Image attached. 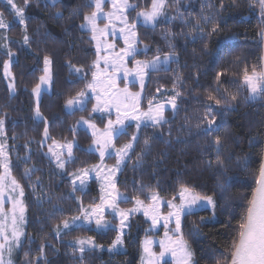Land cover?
Returning a JSON list of instances; mask_svg holds the SVG:
<instances>
[{"label": "trees", "instance_id": "obj_1", "mask_svg": "<svg viewBox=\"0 0 264 264\" xmlns=\"http://www.w3.org/2000/svg\"><path fill=\"white\" fill-rule=\"evenodd\" d=\"M130 2L134 7L129 17L134 20L136 12L147 10L151 0ZM15 3L23 8V25L9 6L0 3V13L8 23V28L0 29V119L4 121L10 171L23 190L26 209L25 238L15 264H140L141 240L152 235L142 216L133 218L124 235L125 251L120 253L93 249L79 259L70 252L79 238H92L101 248L110 246L117 234L114 228L98 232L79 226L59 235L55 231L57 225L62 229V221L80 216L81 209L99 199L96 181H90L85 191L74 190L71 184V174L99 161L88 149L92 136L75 124L87 118L103 126L106 116L92 113V99L83 109H65L66 102L84 90L92 77L96 51L81 25L94 7L86 6L88 0ZM165 13L174 18L154 27L137 25L139 41L147 46L146 60L173 56L165 68L149 73L142 107L149 101L153 104L175 97L176 108L165 111L166 122L139 128L116 188L128 197L121 203L125 206L135 199L148 202L152 193L166 200L176 198L181 186L212 197L214 213L187 214L182 234L193 251L194 264H224L231 259L264 152V98L249 100L243 83L245 70L252 74L253 69H262L264 17L259 0H166ZM214 26L218 30L213 31ZM11 57L13 95L2 72ZM45 57L51 62V90L42 93L38 105L42 119L36 120L32 90L43 74ZM131 87L138 90L135 84ZM209 95L224 103L217 105ZM209 105L217 120L213 131L204 120ZM45 121L48 143L76 142L72 162L63 169L46 156ZM135 130V125H129L116 145L128 141ZM216 136L221 137L219 153L215 151ZM217 157L222 167L215 163Z\"/></svg>", "mask_w": 264, "mask_h": 264}, {"label": "rangeland", "instance_id": "obj_2", "mask_svg": "<svg viewBox=\"0 0 264 264\" xmlns=\"http://www.w3.org/2000/svg\"><path fill=\"white\" fill-rule=\"evenodd\" d=\"M179 1H181V0H174V2H179ZM14 2H15V0H14ZM0 3L5 4L11 8V6L7 4V0H0ZM128 4L131 5L132 7L126 9L123 13H121V12H119L113 8V0H104L102 12L99 14V17L96 20V26H97V29H104L105 31L104 32L97 31L95 33L96 39H93L94 33L91 30V27H87V28L82 29V30L89 33L90 38L94 44V48L96 51V56H95L94 62L97 61V59H98L97 48L99 47V49H100L99 68H97L93 62L92 77L88 83L92 82L93 73L95 72V73H97L98 78L102 81V85H101V87L97 88L95 93H93L91 90L86 91V99H85V103L83 104V106H73L70 108L66 104L65 109L68 112H72L73 110H76V109H83L86 106L87 101L89 99H92V101H93L92 113H95V114L103 116V117L106 116V120H105V123L103 126H98L94 121L87 119V118H83V119L80 118V119H78L77 123L75 124L76 129L82 128V129L86 130L88 132V134H90L92 136V143L90 144L88 149L90 151L94 152L99 158V161L96 165L88 166L87 168H84V169L90 170L89 174L87 175V177L84 178L85 183L83 185H80L79 180L76 181L75 189L85 191L87 189V186H88L90 181L94 180L97 182V184L99 186L98 202H97V204H95L93 206L85 207L84 210H86L87 212H91L93 207H95L96 205L104 204L105 211L103 213L102 223L105 224V226L99 227V228L97 227V225L95 223V219L99 218L98 216L92 218L90 223L88 221H85L83 219L84 212H82L80 216H77V217H80L81 219L78 220L70 228L79 227V226H87V227H93L98 232H105L110 228H114L118 234V231H119L120 226H121V219L122 218L117 216L115 214V212L116 211L130 210V209L138 207L136 204L137 199L133 200L132 204L130 206H125L124 204H121L122 202H125L127 200L124 198L125 197L128 198V197L126 195H124L123 193L119 192L116 188L117 177H118L120 171L122 170L123 166L125 165L128 157L130 156L133 149L129 150L128 156L125 157L124 160L121 162L118 170L116 169V163H117L116 151L118 149H120L124 144H127L130 141H132V137L134 135H136L138 137L140 127L147 126V125H153L151 119H148L147 117H145L143 115L144 113L149 112V104L147 105L146 108L142 107L143 106L142 101H143V97H144L143 96V87L146 84V80H147L149 73L152 71H157V70H152V69L145 70V74L143 76V87H142L141 86V79H140V76L138 75L139 65L137 64V62H146V61H151L152 59L146 60L143 56V53H146V51H145L146 47H145V45L141 44L139 41V34H138V30H137V25L140 24V25L146 26V27H154L157 23H159L161 21H163V22L171 21L174 18V16L166 15V13H165L166 4H165V7L163 9V14L160 15L159 17H157L156 22L154 24H146L143 20V17H138L137 14L141 11H150L152 0H151L150 5H149V8L147 10L144 9V10H139L136 12L134 20H131L129 17V13L133 9L134 6L131 4L130 0H128ZM93 7H94V4H93ZM11 10H12V8H11ZM93 10H94V8H93ZM12 11H14V10H12ZM13 13L15 15V12H13ZM109 13L112 14L111 17L108 16ZM260 13L262 15L261 6H260ZM90 14H88V15H90ZM178 14H179V12H178ZM124 17L127 18V24L129 27H131L133 24H135V27L132 30L136 33V35L134 37H130V40L136 41V43L133 44V47H135L136 52L131 56H125L122 60H116L113 63L112 58L116 57L117 54L123 55L121 53V49L126 48L125 36H128L129 33L127 30H125V32L123 34L120 31L122 28H125V25L122 22ZM15 18L17 21H19V17H17L15 15ZM5 23L8 25V23L6 21H5ZM85 23H86V21L84 20L82 25ZM0 29H6V28H0ZM109 45H114V48H109L108 47ZM136 54H138V56L140 55L139 59L134 58ZM104 56L109 57V65L107 67L105 66V63H104V59H103ZM12 59L13 58L11 57L8 60H6L9 64L8 73H10V75H6L4 65H3V71H2L3 77H4L6 84H7V87H8V91L11 95H13L15 93L14 77H13V74L11 73V68H10ZM49 61H50V59H49ZM4 64H5V62H4ZM168 64H162L159 67V69L165 68ZM44 69H45V63L43 62V74L41 76L45 75ZM48 70H49L48 71V77H49L48 82L47 83H41V81L39 80V83H38V84H40L39 94L38 95L34 94L33 90H32V94H33V98H34V106H35L34 117L36 120L42 119V115H40V117L36 116V109L39 105L41 95H42V93L49 92L51 90V62L48 65ZM257 72L259 73L261 71H257ZM125 73H127V79H125ZM249 75H251V74H249ZM109 77L114 78L116 87L111 89L108 92V94L106 95L103 91V87L105 85H107ZM10 83L14 84V91L9 89ZM134 84L138 86V90L132 89L131 86ZM245 86L247 87V85H245ZM125 88H127L129 93H133V94L140 93L139 103L135 106V108H133L131 106L133 103L132 100L128 99V100L124 101V103L119 105L120 111L118 112L117 111V104L115 102H113L112 100H110L109 97L111 96L112 92L116 91V89L123 90ZM247 89H248V87H247ZM250 95H251V93L249 92V89H248V97ZM98 97H99V99H98ZM263 98H264V93L257 94L255 99H249V100H251V101L258 100V99L261 100ZM121 99H123V96L121 97ZM171 101H172V97L167 99V100L160 99L159 101H157L153 104L151 103L152 108H153L152 115H155V108L157 105H163V117L165 119V116H164L165 111L170 110V109H174ZM124 104H127L128 107H125ZM94 106L97 108V110L95 112H93ZM118 116L123 119L124 123L122 126L116 125V127L119 128L120 131H118V133L111 139V144L106 149L105 155L102 158L100 155L99 146L94 144L93 141L97 140V139H101V140L105 139L103 134L108 130L107 126L109 124V121L111 120L113 122V124L115 125V122H116ZM134 117H139V119H136ZM85 120L89 121L92 125H95V128L90 127L89 123H84L83 121H85ZM131 124L135 125L136 130L131 135L130 139L128 141L124 142L122 145H119V146L116 145L115 141H116L117 137L119 135H121L123 132H125L126 128ZM138 125H139V127H138ZM94 133H95V135H94ZM48 137L45 138L44 133H43V143L47 147V149L45 151L46 156L57 167L55 156H53V154L51 152H49V147L51 146L56 153H62L61 158L67 160L68 159L67 149H62L59 147V145L67 144L68 142H63V143L56 142L55 144L53 142L48 143ZM69 142L73 143V149H74V147L76 145L75 140L73 139ZM135 142H134V145H135ZM0 146H2V148H0V176L4 177L3 185H2V191H3V199L5 201L3 208H0V223L5 225L7 234L11 238V227L10 226L12 223L13 213L11 210L13 207V202L15 200L19 199V200H22L24 209H25V205H24V201H23V196L22 197L20 196L21 187H20V189H16L15 191H13V185L11 184V181H12V179H14V177L12 176L11 171H10V167H9L10 162H9V154H8V143H7V140L5 138L4 128L2 129V131H0ZM72 157H73V150H72ZM5 163H7L8 169H9V171L7 173H6V170L3 166ZM82 170H80V171H82ZM80 171H78L76 173L79 174ZM110 172H112L114 174L110 175ZM74 178H75L74 176H71L72 186H73V179ZM112 184L115 185V188H113L111 186ZM180 191H181V189L176 194V198H172L169 200L162 199L157 193L150 194V196L148 198L149 199L148 202H143L142 200H140L143 202V205L139 206L137 211L133 212L131 215H129L127 217V219L124 220V224L126 225V227L123 228V232L121 235V239H122L123 243L120 245H117L113 251H111V252L109 251V247L112 244L108 247H102L101 248L98 245H96L95 242H94V244L96 245V247H90L88 245H85V251L98 249V250H105L108 253L124 252L125 251L124 235L126 236L127 230L129 228V226L132 224L133 218L136 216H142L141 217V218H143L142 220L147 221L148 230L152 233V235L144 236V238L141 240V243H140V248H141L140 264H147V262L149 260L148 254L144 252L145 241H149V240L152 241V243L150 245V251H151V253L154 254V257L152 258L154 261V264H176V259L173 258L170 251L166 252L163 257H160L159 254L162 251L161 246H160V241L166 240V237H165L166 229L164 227L165 221L163 219H160L158 221V223L155 226H153V222H152L151 217H152V215H158L159 217H165L168 215L169 212L174 211V209L168 207V203L171 201L174 205L179 206L182 202L181 198H180ZM192 193L198 194L195 191H192ZM153 195H155L157 197L156 201L152 200L151 197ZM102 196L104 197V201H102V199H101ZM9 197L12 198V201H9ZM105 201H107L109 203L114 201L115 211L113 210V208L108 207L107 204H105ZM215 207H216V203H215ZM153 209L155 211H153ZM145 210H148L149 214L147 216L145 215ZM200 210H209L210 212L214 213L215 208H213L212 205H208L206 201H202L200 203V205L194 207L190 213L185 212L181 216V229H180L179 233L175 232L176 222H175L174 217L172 218L171 223L169 224V229L171 230V231H169V236H171L173 240L182 239V241L187 245V249L189 251H191L192 257H191L190 264H194V254H193V251L191 250L189 244L186 242V240L183 237L182 222H183L184 216H186L187 214L195 213V212L200 211ZM16 215H17V217L19 216L18 211H17ZM214 218L215 217L213 216L212 219L214 220ZM113 220L116 221L115 225L113 224ZM25 226H26V209L24 211L23 222L18 223V227H19L20 231H22V233H23V235H21V237H20L19 246L17 247L16 242L14 240L10 239L12 251H11V253H9L8 252L9 244L5 243L3 237H0V243H5V248L3 250L4 264H8V261H11V264H15V260H14L15 255L17 254V251L19 250V248H20V246H21V244L25 238ZM62 230L65 231L68 229H63V226H62ZM117 234H116V237H117ZM116 237H115V239H116ZM79 239H85L86 240L88 238H79ZM76 247L77 246L74 243V249H71L70 252H72L73 256H77V258H79V259L83 258L85 251L83 254H81L80 252L75 251ZM178 255H179V250H178Z\"/></svg>", "mask_w": 264, "mask_h": 264}, {"label": "snow or ice", "instance_id": "obj_3", "mask_svg": "<svg viewBox=\"0 0 264 264\" xmlns=\"http://www.w3.org/2000/svg\"><path fill=\"white\" fill-rule=\"evenodd\" d=\"M235 2V0H233ZM28 0H25V5H27ZM7 4L11 6L12 10H14L15 15L19 17V22L23 25L25 23L24 20V15H23V8L19 7L14 0H7ZM94 4V10L91 12L90 15H85L84 20L86 21L85 24L81 25V28H87L91 27V30L93 31V39H96L95 33L97 31L104 32V29H97L96 26V20L99 17V14L102 12L104 0H88V3L86 4L87 7H92ZM166 0H152L151 4V10L150 11H141L137 15L138 17H143V20L146 24H154L157 20V17L163 14V9L165 7ZM259 4L261 6L262 10V16H264V0H259ZM132 7L131 5L128 4V0H113V8L116 9L117 11L123 13L126 9ZM109 17L112 16L111 13L108 14ZM122 22L125 25V28H122L120 31L123 34L125 30L128 31L129 35L125 36V44L126 48L121 49V53L123 55L117 54L116 57H113V63L116 60H122L125 56H131L136 52L135 47H133V44L136 43L135 40H130V37H134L136 33L132 30L135 27V24H133L131 27L128 26L127 24V18L124 17ZM8 25L5 23L3 19V15L0 14V28H7ZM107 27V26H106ZM218 30V26H214L213 31ZM6 39V38H5ZM28 36L25 35L24 37V42L28 43ZM109 48H114V45H109ZM147 47V46H145ZM98 52V59L97 61L94 62V65L99 68V53L100 49L99 47L97 48ZM12 53L9 52V56H11ZM173 56L172 54L165 55L162 58L157 55L154 57L151 61H146V62H137L139 65V71L138 75L140 76L141 79V86L143 87V76L145 74V70L147 69H152V70H158L159 67L162 64H168L172 60ZM104 63L105 66L107 67L109 65V57L104 56ZM45 63V75L40 77L41 83H47L48 82V65L50 64V61L48 57H45L44 59ZM5 68V73L6 75H10L8 73V68L9 64L7 61H5L4 64ZM118 70V69H117ZM77 71H80V69H77ZM218 79L219 76L221 75L220 73L217 74ZM125 79H127V73H125ZM243 83L247 85L249 92L251 95L248 97V99H255L257 94H262L264 93V72H257L255 69H253L252 74L249 75L247 70H245V74L243 77ZM102 81L98 78L97 73H93V80L92 82L88 83L85 86L84 90H81L76 94L75 97L69 99L66 104L68 107H73V106H83L85 103L86 99V91L91 90L93 93L96 92L98 87H101ZM115 80L112 77H109L107 85L103 87L104 93L107 95L108 92L115 88ZM9 89L14 91V84H9ZM40 91V84H37L33 88V93L38 95ZM177 96L180 94L177 93ZM123 96V99L121 97ZM99 99V97H98ZM110 100L115 102L117 104V111H120L119 105L124 103V101L131 99L132 100V107L135 108V106L139 103L140 99V93H129L127 88L123 90L116 89L115 92H112L111 96L109 97ZM209 100H215V103L217 105H220L221 103H224L221 99H217L211 95L208 97ZM233 100L236 99L235 96L232 97ZM172 106L175 109L176 104H175V97L172 98ZM125 107H128L127 104H124ZM97 108L94 106L93 112H95ZM152 104L151 101L149 102V112L144 113L143 115L147 117L148 119H151L153 125H159L161 122H166L164 121L163 117V105H157L155 108V115H152ZM40 112L39 108L37 107L36 109V116L40 117ZM136 119H139V117H134ZM83 119V118H82ZM204 120L207 121V129L209 131H213L214 126L217 124L216 116L212 115V109L211 106H207ZM84 123H89V126L92 128H95V125H92L89 121H83ZM79 123V122H78ZM124 121L122 118L118 116L115 125L113 122L110 120L109 124L107 126V131L103 134L105 139H97L94 140L93 143L99 146L100 150V155L103 158L106 152V149L110 146L111 144V139L120 131L119 128L116 127V125H123ZM4 125L3 119H0V131H2ZM139 127V125H138ZM95 135V133H94ZM44 136L47 138L49 136L48 132V124L47 121H45V130H44ZM138 139L136 135L132 137V141H130L127 144H124L120 149L116 151L117 155V163H116V169H119V166L121 162L124 160L125 157L128 156L129 150H132L134 148V142ZM55 144L56 142L53 141ZM145 146L148 145V140H145ZM221 146V137L216 136L215 137V151L219 153ZM60 148L62 149H67L68 152V159H62V153H56L53 148L50 146L49 147V152L55 156L56 160V165L58 168L63 169L65 168V165L67 163L72 162V150H73V143L68 142L67 144L59 145ZM2 148V146H0ZM215 163L219 166H223V162L217 157V160ZM4 168L6 170V173L9 171L7 163H5ZM89 169H83L82 171L77 173H73L75 178L73 179V187L75 190V185L76 181L79 180L80 185H83L85 183V177L89 174ZM26 175L27 170H26ZM114 173L110 172V175H113ZM3 180L4 177L0 176V208H3L4 206V199H3V191H2V185H3ZM257 187L253 192L252 198L248 203V207L246 209V216L242 219V222L239 225V233H238V239L234 240L233 245H232V252H231V259L230 260H225L224 264H264V164L261 165L260 169V174L259 177L257 178ZM11 184L13 185V191L16 189H20V185L17 183L15 179H12ZM113 188H115V185H111ZM20 196H23V190L20 189ZM152 200L156 201L157 197L153 195ZM180 198H181V204L179 206L174 205L171 201L168 203V207L174 209V211L169 212L167 216L165 217H159L158 215H152L151 219L153 222V226H155L160 219H163L165 221L164 227L166 229L165 231V237L166 240H161L160 241V246L162 251L160 252V257H163L166 252H171L172 256L174 259H176V264H190L192 253L187 249V245L182 241V239H177L173 240L171 236H169V224L171 223L172 218H175L176 222V228L175 232L179 233L181 229V216L185 213L188 212L190 213L194 207L200 205L202 201H206L208 205H212L213 208H215V201L212 199V197L209 196H201L199 194H193L190 189L187 187L181 186V191H180ZM102 201H104V197H101ZM124 199H127L126 197ZM9 201H12V198L9 197ZM105 204H107L108 207L113 208L115 211V203L114 201L109 203L105 201ZM137 208H133L130 210H125V211H116L115 214L119 217H121V226L118 231L116 239L113 240L112 245L109 247V251H113L117 245H120L123 243L121 239V235L123 232V228L126 227L124 224V220L127 219L129 215H131L133 212L137 211L139 206L143 205V202L140 200H136ZM56 210V209H54ZM12 223H11V238L8 236L6 227L4 224L0 223V237H3L5 243H8V252L11 253L12 247L10 243V239L14 240L16 242L17 247L20 244V237L23 235L22 231H20L18 227V223H22L24 220V207H23V202L22 200H15L13 202V207H12ZM17 211L19 212V216L17 217L16 213ZM82 212H84L83 219L85 221H88L89 223L91 222L92 218L98 216L99 218L95 219V223L97 227H103L105 224L102 223L103 221V213L105 211V206L104 204L101 205H96L93 207L91 212H87L84 209H81ZM153 211H155L153 209ZM148 210H145V215L147 216ZM80 217H73L71 221L69 220H64L62 221V226L63 229H69L72 225H74L78 220H80ZM55 231L59 235L62 231L61 226L57 225ZM5 243H0V264H4L3 260V250L5 248ZM152 241H145L144 244V252L148 254L149 260L147 264H154L153 257L154 254L151 253L150 251V245ZM75 245L77 246L75 248V251L80 252L81 254L84 253L85 251V245H88L90 247H96L94 244V241L92 238L88 239H77L75 241ZM178 250H179V255H178ZM41 253L43 252V248H41ZM27 255V253L25 254ZM39 257L37 258V260ZM8 264H11V261H8Z\"/></svg>", "mask_w": 264, "mask_h": 264}, {"label": "water", "instance_id": "obj_4", "mask_svg": "<svg viewBox=\"0 0 264 264\" xmlns=\"http://www.w3.org/2000/svg\"><path fill=\"white\" fill-rule=\"evenodd\" d=\"M261 72H264V31H263V39H262V69H261ZM262 164H264V152H263ZM259 174H260V172H259ZM256 187H257V185H256Z\"/></svg>", "mask_w": 264, "mask_h": 264}]
</instances>
